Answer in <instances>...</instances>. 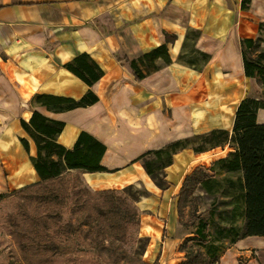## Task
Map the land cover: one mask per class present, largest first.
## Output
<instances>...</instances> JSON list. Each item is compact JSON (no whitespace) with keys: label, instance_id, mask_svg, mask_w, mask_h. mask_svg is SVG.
Returning <instances> with one entry per match:
<instances>
[{"label":"crops","instance_id":"obj_1","mask_svg":"<svg viewBox=\"0 0 264 264\" xmlns=\"http://www.w3.org/2000/svg\"><path fill=\"white\" fill-rule=\"evenodd\" d=\"M0 0V173L6 189H19L40 180L30 156L33 140L21 126L33 110L61 120L57 141L70 148L84 130L103 142L101 164L109 171L81 172L93 190H123L139 185L144 194L134 201L139 230L148 236L149 264H179L183 259L175 236L177 195L184 177L195 168H207L230 149L175 152L161 174L159 186L138 158L181 136H195L233 124L239 101L257 98L254 79L244 74L239 45L253 37L264 21V0ZM165 44L169 63L158 60L156 71L135 81L118 56L136 61ZM264 46V43L263 45ZM95 64L101 76L87 85L67 69L75 57ZM242 89L227 125L205 126L201 119L229 109L230 93ZM91 90L97 100L86 106L51 112L33 102L37 94L81 98ZM193 108H199L193 111ZM186 111L187 130L176 123ZM213 110V111H212ZM230 112V113H231ZM264 123V109L257 112ZM28 141L25 150L21 139ZM164 212V213H162ZM168 212L173 223L168 224ZM150 229L152 231H148ZM248 236L236 241L241 253L254 245ZM145 251V253H146ZM219 264H234L226 256ZM245 264H264L248 257Z\"/></svg>","mask_w":264,"mask_h":264},{"label":"rangeland","instance_id":"obj_2","mask_svg":"<svg viewBox=\"0 0 264 264\" xmlns=\"http://www.w3.org/2000/svg\"><path fill=\"white\" fill-rule=\"evenodd\" d=\"M229 93L228 110L220 112L218 102H209L217 114L207 116L209 112L205 110L201 119L205 126L228 124L242 89L230 90ZM197 109L193 108V111ZM175 119L182 126L183 133L186 132V111L179 110ZM231 128H228L229 132ZM171 142H177L174 150L182 145L191 147L199 143L191 135L175 138ZM232 145L225 143L209 148L208 143L202 144L206 150L218 152L224 148L231 150ZM166 159L165 151L145 159L152 163L153 177L157 181H160L162 171L155 166ZM215 160L200 170L217 181L207 179L204 181L206 189L198 184L186 196L183 217L177 218L175 236L181 240L189 238L186 251H202L208 261L203 264H219L226 256L231 257L234 264H245L248 257L264 260V248L254 245L249 254H243L235 244L237 240L232 242V236H227L229 227L240 228L243 224L242 194L237 184L236 187L231 185L241 171L220 169V164L213 163ZM75 175V172L65 173L64 187L55 191L53 199L46 197L43 191L31 190L24 194L18 193L19 189L3 188L0 191V264H143L151 256V248L146 251L148 236L139 230V218L133 222L118 219L109 211L112 197L99 194V190L91 189L79 176L74 178ZM117 194L135 207L134 201L144 194V190L139 185H133L125 191H117ZM96 207H100V211ZM83 214L88 224L80 228L77 219L83 220ZM168 214L171 226L172 212ZM200 228L205 233L206 243L202 242ZM217 238L223 239L222 252L218 251L220 243ZM252 240L259 244L264 238L253 237ZM260 244L264 246V243ZM183 256L184 252H181ZM216 257L218 261L214 262Z\"/></svg>","mask_w":264,"mask_h":264},{"label":"trees","instance_id":"obj_3","mask_svg":"<svg viewBox=\"0 0 264 264\" xmlns=\"http://www.w3.org/2000/svg\"><path fill=\"white\" fill-rule=\"evenodd\" d=\"M250 0H242L241 6L247 7ZM264 21L259 22L258 32L253 37H241L239 39L243 70L247 78L255 80L258 87L259 97H243L237 104L231 132L226 129H213L209 132L195 135L194 139L199 141L195 146H191L195 152L206 150L202 144L208 143L209 148L220 146L225 143H231L232 149L225 155L216 159L213 163L220 164V169L226 171L240 170L241 175L231 182L233 187L239 189L243 202V224L240 228L231 226L228 228V235L232 236L231 241L239 240L248 236H264V123L257 122V112L264 109ZM169 63L170 58L165 44H162L141 55L138 61L126 56H118V60L126 65L135 81H141L146 75L154 72L158 68V60ZM73 74L79 77L87 85H92L102 74V71L93 63L84 60L82 56L75 57L66 64ZM97 100L96 95L88 90L81 98L73 99L65 96L50 94H37L33 102L37 106L45 107L47 111L59 112L73 109L79 106H86ZM22 128L33 140L36 148V154L30 156V161L37 172L40 180L19 188L18 193H25L31 190L43 191L46 197L55 198V191L64 187V175L71 170L81 172L109 171L101 164L106 146L103 142L95 138L90 133L82 130L78 134L72 147L67 148L57 141V135L64 126V122L33 110L29 120H20ZM25 150H28V141L21 139ZM177 142H170L164 147L149 150L138 158L167 152V159L155 166V169L161 170L171 161L172 155L185 148L182 145L174 150ZM144 166L148 174H154L153 165L144 161ZM201 168L193 169L187 174L181 184L177 195V216L182 219L184 208L186 206V196L200 184L204 187V181L207 179L217 181L213 176L205 175ZM74 178L80 177L79 172L74 171ZM206 177V178H204ZM154 178V177H153ZM155 179V178H154ZM156 180V179H155ZM159 186L163 185V178L157 181ZM218 183V182H217ZM68 185V184H67ZM128 186L122 191L130 188ZM206 189V187H204ZM114 189L99 190V194H109L112 197V205L109 211L118 219L124 222H133L138 220L139 211L136 207L127 204ZM121 191V190H120ZM76 195V194H75ZM82 205V204H81ZM100 207H96L100 211ZM84 217V214L81 216ZM80 228L88 224L86 216L83 220L77 219ZM202 235V242L206 243L205 233L202 228L199 229ZM226 236V237H227ZM220 245L218 251L222 252L223 239H216ZM189 238H185L179 245V251L184 252L183 259L179 264H203L208 262L202 251H186V245ZM57 252L58 250H54ZM214 262L218 261L216 257ZM143 264H149L146 261Z\"/></svg>","mask_w":264,"mask_h":264}]
</instances>
